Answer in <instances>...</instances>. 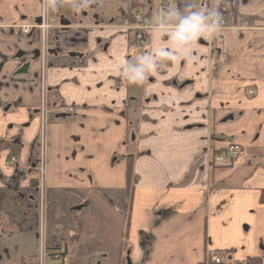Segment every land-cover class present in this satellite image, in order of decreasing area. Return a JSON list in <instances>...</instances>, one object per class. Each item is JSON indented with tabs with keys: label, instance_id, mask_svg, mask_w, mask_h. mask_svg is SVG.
<instances>
[{
	"label": "crops",
	"instance_id": "crops-1",
	"mask_svg": "<svg viewBox=\"0 0 264 264\" xmlns=\"http://www.w3.org/2000/svg\"><path fill=\"white\" fill-rule=\"evenodd\" d=\"M189 2L228 3L234 22L249 28L201 37L188 59L141 84L121 76L120 62L155 42L151 33L146 50L135 51L118 19L137 10L187 12ZM86 10L75 23L103 28L48 32L50 98L75 112L51 113L40 172L39 148L31 159L30 149L42 130L41 60L35 53L23 71L15 58L37 49L39 34L14 24L36 23L41 4L0 0V139L20 144L15 168L0 154V214L6 186L15 197L35 191L41 228L64 240L68 264H200L207 252L220 264L222 256L264 264V0H93ZM78 32L83 43L69 45ZM232 143L238 157L213 163ZM23 219L14 229L29 240L39 225Z\"/></svg>",
	"mask_w": 264,
	"mask_h": 264
},
{
	"label": "flooded vegetation",
	"instance_id": "flooded-vegetation-1",
	"mask_svg": "<svg viewBox=\"0 0 264 264\" xmlns=\"http://www.w3.org/2000/svg\"><path fill=\"white\" fill-rule=\"evenodd\" d=\"M41 4V12L39 16V20L36 23H33L32 25H23V24H14V26H17L20 28L23 35H28L31 30H36L38 32V48L32 50V52H28L27 54H23V52H18V54H15V58L19 60L21 64V68L23 71H26V68L29 67V64L31 60L34 58V54L37 53V56L39 58L41 63V80H40V102L39 106L37 108L36 115L38 116L40 123H41V134L39 136V144L36 146L32 145L30 149V159L33 158V155L36 153V148L38 149L40 146H42L44 150V142H45V136L43 133V128L49 121L51 113H57L60 116H66L73 114L75 112V108L71 105H65V104H53L52 99L50 98V87L47 85L46 80V70L48 68V57H49V50H48V32L52 30L53 28H56L57 30L61 31H67L69 29H79L82 31H87L90 29V27L93 28H103L100 26H86L82 23H75L79 17H84L86 15L87 10H81L77 11L73 6L70 11L66 14L67 16H58L52 17L50 12L53 9H50L46 6V0H39ZM62 3V0H59V3H57V6H60ZM66 11V10H65ZM63 12V11H62ZM150 11L149 13L142 12L140 10L135 11L134 13H130L129 16L121 17L119 18V27L123 28L125 32L128 34V44L129 46H135L138 47L142 52L146 50V48L149 45V41L151 38V29H150V21L155 16L154 13ZM137 16L140 18L137 19ZM60 17H63L66 20L70 21V25L65 26L61 25L59 23ZM48 20L50 21V27L47 30L43 26H45L48 23ZM146 23V28L143 26ZM62 32V33H63ZM20 53V54H19ZM20 55V56H19ZM32 63V62H31ZM20 72V70L18 71ZM8 106H4V111H7ZM7 109V110H6ZM41 140V141H40ZM0 142L9 143L13 146H17L19 148L20 152V144L17 140L12 141H6L0 139ZM2 152H6L8 154L7 158V165L8 167L15 168L16 166V159L19 154L12 155L8 150H4ZM0 152V154L2 153ZM31 161V160H30ZM16 171L12 175L13 180H15L17 177L15 176ZM4 193L7 194V196H3V205H5V210L3 214H0V263L5 262L9 263L11 262V257H14V250L18 249L16 245V240L20 237L17 236V232L14 229V224L21 225V222L24 223L23 214H26L27 218L32 221V225L34 222L39 225V229L37 231L36 237L37 240L43 236L46 235L45 232L42 230L40 221L41 218V212L39 213L40 219H38V214L36 213L39 210V202L37 200L36 192L35 191H28V192H22L19 194V196L15 197V189L13 187H5L3 188ZM1 193V191H0ZM41 197L43 198V192H41ZM14 194V196L12 195ZM1 204V203H0ZM0 207L4 208L0 205ZM12 211H16L14 213L15 219L12 218ZM21 212H24L21 214ZM16 217L19 219V221H16ZM32 235V234H31ZM30 235V236H31ZM26 238V237H25ZM12 243L15 245H12ZM21 254V253H19ZM18 255V254H17ZM14 259V258H13ZM25 258L20 257L16 264H21L24 262ZM30 263V262H29Z\"/></svg>",
	"mask_w": 264,
	"mask_h": 264
},
{
	"label": "clouds",
	"instance_id": "clouds-1",
	"mask_svg": "<svg viewBox=\"0 0 264 264\" xmlns=\"http://www.w3.org/2000/svg\"><path fill=\"white\" fill-rule=\"evenodd\" d=\"M93 0H74L73 7L81 11L90 7ZM46 6L55 10L57 0H46ZM187 12L169 8L156 14L150 21L154 47L134 60H124L117 71L133 84L143 83L149 75H157L169 63L178 64L188 59L193 45L201 38H212L222 28L223 16L219 5L212 8L187 3ZM167 36V41L164 37Z\"/></svg>",
	"mask_w": 264,
	"mask_h": 264
},
{
	"label": "built area",
	"instance_id": "built-area-1",
	"mask_svg": "<svg viewBox=\"0 0 264 264\" xmlns=\"http://www.w3.org/2000/svg\"><path fill=\"white\" fill-rule=\"evenodd\" d=\"M165 4H169L171 0H163ZM59 3V0H57ZM219 5V11L223 16V25L221 30L223 29H235V30H243L248 28V22L243 20L241 22H234V11L230 5L219 3V2H211L206 7L212 8L216 5ZM140 17L137 16V19ZM146 23L143 26L146 28ZM50 21L43 26L47 30L50 27ZM214 51V50H213ZM253 91H250L251 95ZM240 154V146L232 143L228 145L223 150L217 152L215 156H212L213 163L218 165L224 164L227 165L235 160ZM66 255V249L64 241L61 238H56L50 241H46L45 238L40 239L39 253L38 258L35 263H28L27 261L22 262L21 264H67L64 260ZM200 264H219L218 258H212L209 254L206 255L205 259Z\"/></svg>",
	"mask_w": 264,
	"mask_h": 264
},
{
	"label": "rangeland",
	"instance_id": "rangeland-1",
	"mask_svg": "<svg viewBox=\"0 0 264 264\" xmlns=\"http://www.w3.org/2000/svg\"><path fill=\"white\" fill-rule=\"evenodd\" d=\"M67 4H68V0H62L61 5L55 8V11L53 12V14L58 15V16L65 15L64 17H66L67 16L66 14L68 13V11H70L72 9V7H70L68 11H64L63 9H64V7H66ZM81 35L82 34L78 32V34L73 37L74 39L69 41V45L70 44L75 45V44L83 43V40L81 39V37H82ZM130 47L133 48L137 52H140V53L142 52L138 47H135V46H130ZM12 245H14V244L12 243ZM16 245H17L18 249L14 250L15 256L11 257V262L10 261H9V263L1 262L0 264H16L18 259L21 256L25 255V253H26L25 251H28L25 256L31 255V257H32V256L38 255V240H37L35 233L29 237V240H28V238H25V237H19L16 240ZM14 247H15V245H14ZM19 253H21V254H19ZM221 261H222V264H229L224 256L221 257Z\"/></svg>",
	"mask_w": 264,
	"mask_h": 264
},
{
	"label": "trees",
	"instance_id": "trees-1",
	"mask_svg": "<svg viewBox=\"0 0 264 264\" xmlns=\"http://www.w3.org/2000/svg\"><path fill=\"white\" fill-rule=\"evenodd\" d=\"M4 150H8L12 155H16L19 152V148L17 146H13L5 142H0V152ZM248 264H261V262L259 258H255L250 259V261H248Z\"/></svg>",
	"mask_w": 264,
	"mask_h": 264
},
{
	"label": "water",
	"instance_id": "water-1",
	"mask_svg": "<svg viewBox=\"0 0 264 264\" xmlns=\"http://www.w3.org/2000/svg\"><path fill=\"white\" fill-rule=\"evenodd\" d=\"M59 23H60L61 25H65V26H68V25H70V21H69V20H66V19H64L63 17H60ZM19 56H20V55H19ZM126 264H130V262H129V259H128V258H126Z\"/></svg>",
	"mask_w": 264,
	"mask_h": 264
}]
</instances>
